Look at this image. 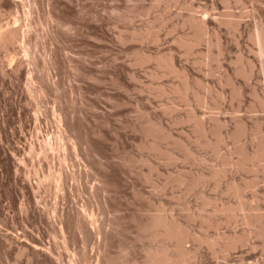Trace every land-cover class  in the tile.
<instances>
[{
  "label": "rangeland",
  "instance_id": "obj_1",
  "mask_svg": "<svg viewBox=\"0 0 264 264\" xmlns=\"http://www.w3.org/2000/svg\"><path fill=\"white\" fill-rule=\"evenodd\" d=\"M0 27V264L179 255L159 219L183 264H264V0H0Z\"/></svg>",
  "mask_w": 264,
  "mask_h": 264
},
{
  "label": "bare ground",
  "instance_id": "obj_2",
  "mask_svg": "<svg viewBox=\"0 0 264 264\" xmlns=\"http://www.w3.org/2000/svg\"><path fill=\"white\" fill-rule=\"evenodd\" d=\"M198 27H199L198 29L200 30L201 36H204L205 33H204L203 25L200 24ZM14 32L15 31L9 30L7 28L2 30V28L0 27V49L4 48V46L6 47V45H9L10 43L14 42V39L17 37V35H15L16 32L15 33ZM184 44H186V43L184 42ZM11 68H12V66H11ZM17 68H19V67H17ZM16 70H18V69H16ZM175 73H177V72H175ZM184 85H185L184 89L186 90L188 85H186L185 83H184ZM183 92H184V90H183ZM238 208H240L239 205H238ZM155 226L160 229L159 230V232H160L159 235L161 237H163V238H175L176 239V241H177L176 249L178 248L181 251V253L179 255H177V254H171L169 251H167L168 249L162 250L161 252H158V253L155 254V257H154L153 261L150 264H183V262L185 261L186 256H187V253H185V250H184V239H185V237H182L179 234H176L173 231V229H171V227H169L163 220H160V219L157 220Z\"/></svg>",
  "mask_w": 264,
  "mask_h": 264
}]
</instances>
